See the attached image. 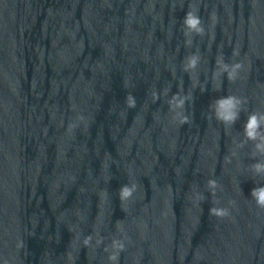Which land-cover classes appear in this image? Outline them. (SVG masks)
Returning a JSON list of instances; mask_svg holds the SVG:
<instances>
[{
  "label": "water",
  "instance_id": "1",
  "mask_svg": "<svg viewBox=\"0 0 264 264\" xmlns=\"http://www.w3.org/2000/svg\"><path fill=\"white\" fill-rule=\"evenodd\" d=\"M262 191L264 0H0V264H264Z\"/></svg>",
  "mask_w": 264,
  "mask_h": 264
},
{
  "label": "clouds",
  "instance_id": "2",
  "mask_svg": "<svg viewBox=\"0 0 264 264\" xmlns=\"http://www.w3.org/2000/svg\"><path fill=\"white\" fill-rule=\"evenodd\" d=\"M185 23L188 26L192 27V28H196V26L199 24V20H198V18L192 16L189 13L186 16ZM237 67H239V64L237 65ZM226 103H231V100L226 101ZM130 106H134V101H133L132 105H130ZM234 118H235L234 115L226 117V119H234ZM257 126H258V121H257L256 116L255 115L250 116L249 117V121H248V123L246 125L247 135L249 137L255 138V135H256L255 129L257 128ZM209 183L211 185H215V181H209ZM129 194H130V191H129V189L127 187L122 189V195L126 196V195H129ZM259 202L261 204H264V191H262L261 194H259ZM210 212H213V213H215L217 215H225V214H227L226 211H220V210H215V209H210ZM121 247H122V245H121Z\"/></svg>",
  "mask_w": 264,
  "mask_h": 264
}]
</instances>
